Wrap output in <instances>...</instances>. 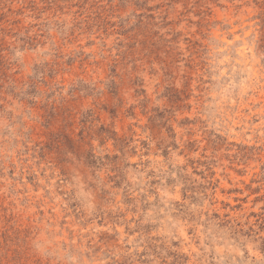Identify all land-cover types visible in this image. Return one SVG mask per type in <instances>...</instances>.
Listing matches in <instances>:
<instances>
[{
    "label": "rangeland",
    "instance_id": "374dc122",
    "mask_svg": "<svg viewBox=\"0 0 264 264\" xmlns=\"http://www.w3.org/2000/svg\"><path fill=\"white\" fill-rule=\"evenodd\" d=\"M0 264H264V0H0Z\"/></svg>",
    "mask_w": 264,
    "mask_h": 264
}]
</instances>
